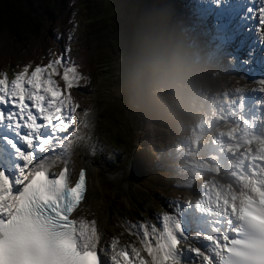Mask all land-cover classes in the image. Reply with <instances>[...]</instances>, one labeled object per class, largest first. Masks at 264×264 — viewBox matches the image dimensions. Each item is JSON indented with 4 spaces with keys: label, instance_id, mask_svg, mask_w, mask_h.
Listing matches in <instances>:
<instances>
[{
    "label": "rangeland",
    "instance_id": "1",
    "mask_svg": "<svg viewBox=\"0 0 264 264\" xmlns=\"http://www.w3.org/2000/svg\"><path fill=\"white\" fill-rule=\"evenodd\" d=\"M151 1L159 7L125 0L124 15L130 29L125 34H113L116 61L110 67L101 64L95 89L89 92L98 96L101 104L83 116L87 121V126L80 128L84 139L73 144L69 156L73 159L70 164L73 174L82 166L88 152L100 161L90 164L80 213L95 221L104 242H110L118 234L126 242H133L135 238L128 235L126 223L144 220L158 224L166 216L180 213L183 204H190L198 197L209 181L208 175H212L211 159L203 156L201 149L209 143L206 134L211 131L209 125L221 101L222 89L233 92L250 89L252 98H256L258 91L262 95L256 99L258 105L264 100V89L258 82L263 76L250 72L248 67L253 54L259 51L260 55L262 40L248 44L254 38L252 26L249 22L241 24L248 16L247 9L254 8L252 3H244L239 10L233 2L232 7L218 8L215 12L212 10L216 7L215 0H189L197 14L196 20H203L218 34L217 38L215 35L210 38V43L219 49L222 57L218 64L230 82L221 85L211 96L197 89L188 98L185 83L180 79L187 66L178 41L177 24L171 20L166 0ZM224 3L228 5L230 0ZM259 20L258 14V23ZM257 30H264L260 23ZM7 75L12 78L11 74ZM188 99L193 125L178 130L176 109ZM133 100L140 103L137 109L141 111L134 118H139L138 125L127 116ZM80 118L75 119L79 122ZM260 123L264 125L261 116ZM152 130L153 136L149 135ZM165 162L168 169L163 168ZM59 167L57 164L54 172ZM121 170V176L117 175ZM190 175L197 178L195 182H190Z\"/></svg>",
    "mask_w": 264,
    "mask_h": 264
},
{
    "label": "snow or ice",
    "instance_id": "2",
    "mask_svg": "<svg viewBox=\"0 0 264 264\" xmlns=\"http://www.w3.org/2000/svg\"><path fill=\"white\" fill-rule=\"evenodd\" d=\"M82 79L62 54L25 64L10 80L0 71V264H177L167 217L162 230L144 220L126 223L135 239L121 246L116 237L104 242L94 220L75 214L86 174L81 168L72 182L68 157L87 121H76L70 90ZM57 163L63 166L53 172ZM251 183L250 194L233 195L228 205L238 238L217 246V264H264V188Z\"/></svg>",
    "mask_w": 264,
    "mask_h": 264
},
{
    "label": "trees",
    "instance_id": "3",
    "mask_svg": "<svg viewBox=\"0 0 264 264\" xmlns=\"http://www.w3.org/2000/svg\"><path fill=\"white\" fill-rule=\"evenodd\" d=\"M127 1L153 6L147 0ZM166 1L186 55L188 69L180 79L185 82L188 94L197 89L212 90L227 82L218 64L222 55L206 43L207 25L190 18L193 12L188 10L186 0ZM124 3L125 0H0V71L13 74L25 64L34 67L47 63L52 54H62L73 60L85 77L78 87L70 90L79 105L77 116L91 113L101 104L98 96L89 93L95 89L97 70L101 64L110 67L116 61L113 34H125L130 29ZM190 109L189 100L176 109L178 130L192 124ZM137 111L130 105L127 116L138 125L139 118L134 119ZM166 164L164 169H168ZM134 206H138L136 201Z\"/></svg>",
    "mask_w": 264,
    "mask_h": 264
},
{
    "label": "bare ground",
    "instance_id": "4",
    "mask_svg": "<svg viewBox=\"0 0 264 264\" xmlns=\"http://www.w3.org/2000/svg\"><path fill=\"white\" fill-rule=\"evenodd\" d=\"M205 1H207V0H205ZM210 1V0H209ZM214 1V0H213ZM255 3H256V7H255V13H256V16H257V13H258V7H259V0H255ZM213 8V7H212ZM242 8H239V10H241ZM190 14V13H189ZM248 22L250 23V25L252 26V29L250 30L251 31V33H253V39H251V40H249L248 41V44H252V45H255V43H253L254 41H256L258 38H259V36H261L262 34H263V31H257L256 30V23H258L257 21H256V17L253 19L252 18V20H248ZM233 29V28H232ZM230 32V31H229ZM228 33V32H227ZM233 35V34H232ZM245 35V34H244ZM249 37V36H248ZM240 38V37H239ZM240 40V39H239ZM235 43V42H234ZM240 44V43H239ZM248 46V45H247ZM254 48V46L252 47V49ZM253 52V51H252ZM260 61L264 64V56L263 57H261L260 58ZM262 85H263V87H264V78H262L260 81H259ZM255 100H253V102H254ZM257 106V105H256ZM261 106H263V108H264V105H258V109L255 111V113H256V115L257 116H259L260 117V113H261V109L260 108H262ZM259 120V119H258ZM259 122H260V120H259ZM261 128H263V127H261ZM149 135H151V136H153V135H155V132H154V130H152L151 131V133H149ZM256 137H259V140L260 141H262V142H264V131L262 132V133H260L259 131L258 132H256V134H254V133H252V136H251V134H246L245 132H243L242 133V135L239 137V140H240V145H247L248 144V141H251V143L253 142V140H254V138H256ZM141 156L143 155L142 153H139ZM138 155V154H137ZM252 155H257L256 154V152H252ZM68 159H69V164H68V168H69V173H70V178L73 180L74 179V177H75V175H76V173H77V169H76V171L74 172V174H73V172H72V168L70 167V164L72 165V163H73V159L71 158V157H68ZM217 159L219 160V159H221V161H222V163H224L225 162V159L223 158V156H222V153H220V155H219V157L217 156ZM251 158H249L248 157V160H250ZM100 161H99V159H98V157H96L92 152H88L85 156H84V159H83V163H82V165L83 166H85V168H86V177L88 176H90V172L88 171L89 170V167H90V164H100L99 163ZM219 161H213L211 164H212V166L215 168L216 167V164L218 163ZM60 167H62L63 166V164L62 163H57ZM59 167V168H60ZM52 171L54 172V169H52ZM88 173H89V175H88ZM121 174H122V170L117 174V175H119V176H121ZM229 175V177H228V179H226L225 181H224V185H227V183H230L231 181L230 180H232V184L233 185H235V184H237V185H244L245 184V180H243V179H241V178H239V175H238V171L236 170V171H234L233 169H232V172L230 171V173L228 174ZM197 178L196 177H194V176H192V175H190V182H195V180H196ZM189 180V179H188ZM84 200V199H83ZM80 206H81V204L78 206V211L75 213L76 215H82L81 213H80ZM172 218L171 217H169V224H170V226L172 227ZM164 223H165V221H164ZM164 226V225H163ZM163 226L161 227V228H163ZM175 227V226H174ZM176 228V227H175ZM172 230H173V233L176 231L173 227H172ZM98 232H100V231H98ZM101 234H102V232H100ZM203 239V238H202ZM217 246H219V245H213L212 246V248H215L216 250H218L217 249ZM219 248H220V246H219Z\"/></svg>",
    "mask_w": 264,
    "mask_h": 264
},
{
    "label": "water",
    "instance_id": "5",
    "mask_svg": "<svg viewBox=\"0 0 264 264\" xmlns=\"http://www.w3.org/2000/svg\"><path fill=\"white\" fill-rule=\"evenodd\" d=\"M129 26H130V22H129Z\"/></svg>",
    "mask_w": 264,
    "mask_h": 264
}]
</instances>
